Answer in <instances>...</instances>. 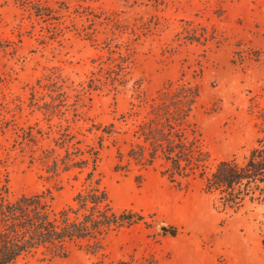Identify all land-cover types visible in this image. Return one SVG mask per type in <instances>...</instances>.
Segmentation results:
<instances>
[{
    "label": "rangeland",
    "instance_id": "rangeland-1",
    "mask_svg": "<svg viewBox=\"0 0 264 264\" xmlns=\"http://www.w3.org/2000/svg\"><path fill=\"white\" fill-rule=\"evenodd\" d=\"M261 115L264 0H0L8 199L49 192L59 210L92 172L114 213L141 218L16 264H264L263 208H224L198 170L171 179L169 163L131 152L150 160L139 126L171 123L207 153L208 173L244 161Z\"/></svg>",
    "mask_w": 264,
    "mask_h": 264
},
{
    "label": "trees",
    "instance_id": "trees-1",
    "mask_svg": "<svg viewBox=\"0 0 264 264\" xmlns=\"http://www.w3.org/2000/svg\"><path fill=\"white\" fill-rule=\"evenodd\" d=\"M188 98L189 104L181 109L183 117H187L190 112L192 98L190 95ZM178 102L179 99L172 101V104ZM179 110L176 106L171 114L172 120L178 124L181 120L175 113ZM161 112L164 114L166 111ZM260 118H263L260 124L263 137L244 161H221L208 173L205 172L207 153L202 152L195 141L184 142L171 123L164 126L158 123L139 126L137 138L142 137L144 143L151 147L150 160H146L143 155L147 150L144 146H138L137 151L131 152L138 162L161 159L169 163L171 179L189 176L198 170L204 181V190L212 193L224 208L238 211L247 205L264 209V115ZM87 182V188L73 197V204H65L59 210H54L49 192L9 200L8 181L5 179L0 184V264H16L19 259L38 250L63 257L68 253L67 243L89 242L141 220L136 214L114 213L107 195L100 190L98 181L93 179L92 172L88 173ZM167 230L171 236L176 234L174 228H164L163 232ZM114 264L133 263L119 261Z\"/></svg>",
    "mask_w": 264,
    "mask_h": 264
}]
</instances>
